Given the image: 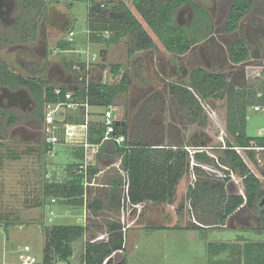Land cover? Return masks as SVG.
<instances>
[{
    "label": "rangeland",
    "instance_id": "rangeland-1",
    "mask_svg": "<svg viewBox=\"0 0 264 264\" xmlns=\"http://www.w3.org/2000/svg\"><path fill=\"white\" fill-rule=\"evenodd\" d=\"M24 1L25 2H23L22 5L24 9H28V0ZM45 1L52 6L50 10L52 17H49V12L45 13L44 20L39 24V35L37 42L34 45L26 43L22 44L20 35L24 36L25 33L29 32L24 28V24L28 26L27 22L33 21V26L34 23H36L34 21L38 19V14L40 13L37 9H25V12L19 16L21 14V8L19 7L21 0H19L17 1V3H19L17 11L13 15V17L19 19L18 23L15 24L14 22H10L9 25L1 23L0 66L1 64L3 66L8 65L9 68L17 73L29 76V72L24 69L22 63H26L27 60H32V55H35L37 62H40L41 65H45V63L48 62L47 71H43L41 74L37 75V77L47 80L50 84H55V86H57L56 82L61 81L58 80L60 73H64L65 76L68 74L70 77V72L67 71L65 63L63 62V56L67 55V53L62 52L61 54H53L49 57L48 48L52 47L56 49V46L64 37L60 36L61 32L59 29L64 25V22L68 20L70 21V29L75 33L76 41L71 47L74 46L77 48V45L80 44V49H78L79 53L76 55V61L87 63L94 54H99L101 49H103L108 52V61H106V63L109 66L120 64L123 65L125 69L133 71L134 62L136 63L139 59L138 57H141V59H144L142 62L145 63L147 67L150 65L152 66L150 72L146 73V76H150L151 83H158L157 79H160V77L155 76L154 72L156 71V68L154 67L157 64L158 59H165V57H168L165 53L147 50L144 52L135 51L132 55H129V50L134 47L132 40L130 39L121 40L110 46H107V44L90 43L88 41L87 33L89 29L88 15L91 0ZM131 1L132 0H126L125 3L127 6H131ZM212 5L213 4L210 6L211 9L213 7ZM227 7L226 0H219L214 9L213 16L211 15L212 20L210 21L209 19V21L215 26V28L213 27L215 37L221 38L223 42H231L236 39H234L232 35H227L224 32L223 18L227 13ZM110 8L112 9L111 6ZM204 15L205 14L202 11L197 10V17L201 21H203ZM47 18H50L51 20H46ZM199 23V21H196L190 28V31L193 33L200 31V34L202 35L206 31L204 26H199ZM21 27H23L22 31H20ZM18 31H20V35ZM27 35H29V33H27ZM52 39L55 40L52 41ZM38 50H42V56L38 54ZM225 68L226 70H224V72L228 76L231 84L244 83L248 78L243 71L236 69L232 65H229L228 67L225 66ZM158 74L160 73L158 72ZM121 76L122 74L120 73V76L118 77L121 78ZM167 77L168 75L166 73L164 78ZM65 78L67 79L66 82H68L69 79L67 76ZM116 82L118 81L115 80L113 83ZM137 87L138 81L134 80L130 89V94H123L115 99L112 109L118 117L122 114V117L120 116L121 119L124 116L125 110L131 111L132 115H135L138 110L134 109L135 100H138L137 97L139 95V92L137 93L136 90ZM18 91L24 92L25 100L30 101L29 104H32L33 107L28 109L19 106L10 107L9 110L6 109V112L8 113L7 115L1 114L0 112V214L4 215V217L6 216L5 219L0 221V264H22V261L20 260L21 255L33 256L36 258L37 263L42 261L46 243V237L42 232L41 227L43 223L32 225L28 223L29 219H26V221L24 220V222L18 221H20L21 218L23 219V214L28 210V201H30V197H32V195H34V197L41 195L44 182H64L70 177V172L67 167L68 164L75 162L73 152L74 150L76 151L79 149V146L60 144L55 146V151L57 153L56 156H52L50 153L46 156L41 141V116L38 114V106H35L33 94L26 88H18L14 92ZM211 100L213 101V104L210 102ZM146 101L148 105L146 107L148 108L146 109L147 111L145 110L147 113L145 124L150 125L151 122L149 117L150 114L153 113L152 115L153 117H156L155 121L160 127L158 129H154V126H148L146 129L141 128V132H144L145 138L142 136L139 137V135L135 136L132 143L155 146L174 145V147H182L181 145L184 141H180V132L177 131V129H173V126H170L172 123H177V119H180L179 121H181L180 117L182 112L179 114L178 110L172 108L176 103L172 101L170 95L168 98L166 94L159 95L156 93L151 95ZM210 101L211 109H216L218 117H216V120L209 118L211 122L208 119L206 128L209 127L210 130L207 135L209 137L214 136L213 134H216L217 129L222 130L225 128V138L223 142L220 143L222 146L221 149H224L223 147L226 144V140L231 137L227 132V106L214 98H211ZM176 105L178 106V104ZM106 110V107H90L91 119L93 122H96L97 120L102 122L101 118H103ZM10 114L16 116V122L12 125H8L5 122L6 117H9L8 115ZM142 118L143 117L141 116V119ZM163 121L167 122L168 127L162 124ZM161 124L168 128L170 134V137L165 141L157 138L159 137L157 135L164 133L165 127H162ZM189 127L190 124H187V121H184V123L181 124L180 130L185 135ZM260 129H264V110L255 112L253 108L250 107L247 112L246 133L252 138H258V131ZM191 144L188 143L187 147L190 148L189 145ZM207 145L212 149L214 142L211 140ZM219 151L220 150H212L213 154L217 157L222 155V152ZM189 157L192 158V156ZM216 159H211V161L208 162L210 167L214 166V169L224 174L226 172L225 169L227 168L221 161L219 162L217 160L216 162ZM253 169L256 170L257 173L259 172L258 170H260L257 165H255ZM195 171L197 174H200L199 178L201 180L207 179L210 182L220 184L213 172L205 171L202 168L197 169L196 167ZM49 176L51 177L49 178ZM258 176L262 179L259 173ZM185 185L186 181L183 183L184 188L180 189L179 193L176 191L175 198L171 204H168V206L156 205L153 203V206H150L151 217L147 214L145 215L144 212L138 214L137 210L135 212L133 211V214H138V219L135 222L136 225L134 227L132 226L133 228L137 227V230L132 234L129 233L128 249L125 253L126 264H259V259L264 261V256H258L257 253H253L252 251L245 252V245L246 243H249L250 240L264 241V232L262 234L256 231L261 223H258L253 227H244L231 222L229 226H226L225 224H218V222L215 221L216 219L212 216H203L198 210H195L194 213L187 212L185 203ZM91 186L93 185L87 186V202L96 198V196H93L95 192L97 197L101 194L99 193L101 191H95V189L90 191L89 188ZM51 199H53V197H48V200ZM56 200L58 202L59 199L56 198ZM4 203H6L5 207ZM53 208L55 210L53 211L54 214L50 216L53 222L50 223L47 221L49 222L46 224L47 227L78 223L77 219H74L73 214L69 216L67 215L70 207L65 201H60L58 205H53ZM77 210L80 213L82 212L80 208H77ZM126 212V210L123 212L126 216V222H128L127 220L131 221L133 218L129 217ZM92 216L93 213L90 212L88 223L93 220V222H91L92 225L94 224L98 226V224H100L99 229L105 230L104 232L107 233V222L103 219L105 214H99L98 218H92ZM122 216L123 215H120V217ZM164 216L168 217L167 221H165ZM159 217L167 226H172V228H152L161 224V221L158 219ZM6 219H9V221H5ZM16 219H18V221H16ZM199 226L206 228V230L203 231L193 228ZM182 228L195 231V236L186 233L185 229ZM243 236L246 238H243ZM89 238L93 237L90 236ZM107 238L108 237L105 234L100 233L97 234V238L94 240L96 242H105L107 241ZM76 242L75 253L79 254L82 251V244L80 243H83V240L81 238ZM11 243H13L14 249H12ZM210 243L217 244L218 247H220L222 243H238V246H231L234 247L236 253L232 249H227L223 255L215 257L214 252L209 251L208 245ZM25 246L31 248L30 253L23 252ZM257 250H259V248H257ZM240 252L241 255H239ZM235 254H238L239 259ZM214 257L215 260L213 259ZM110 259H113L115 263L120 260L117 253L112 255Z\"/></svg>",
    "mask_w": 264,
    "mask_h": 264
},
{
    "label": "trees",
    "instance_id": "trees-1",
    "mask_svg": "<svg viewBox=\"0 0 264 264\" xmlns=\"http://www.w3.org/2000/svg\"><path fill=\"white\" fill-rule=\"evenodd\" d=\"M89 7V42L96 44H107L110 46L124 39L132 40L133 49L129 50V55L135 51H162L169 53H184L196 39L203 38V35L193 33L192 39L187 32L178 27L175 21V13L185 3L190 0H133L131 6L126 4H115L112 0H91ZM102 5L104 7H102ZM112 7V9L110 8ZM252 6L251 0H237L232 8L227 31L232 32L238 28L240 19L248 12ZM44 7H41L38 19L34 22L28 21L24 24L29 32L24 38L29 39V44L34 45L38 39L39 23L43 16ZM204 15L203 21L198 17L199 22L208 23L209 15L203 9H199ZM29 27V28H28ZM108 31L111 33L110 39L106 40L101 33ZM27 41V40H26ZM25 42V41H24ZM71 43L67 40L60 41L56 49L62 52L70 51ZM248 57V51L244 43H237L231 51L233 62L239 63ZM67 71L74 65H82V62H65ZM29 72V76H24L9 68L7 65L0 66V85H5L11 89L19 87L26 88L33 94L38 103V114L43 118L45 106L50 102H58L64 98L66 89H62L61 95H56L55 85L47 80L40 79L37 75L47 71L48 63L41 65L36 61H27L23 65ZM101 71L109 68L114 77L118 76L125 68L123 65L99 64ZM192 85L196 88L199 85L205 98H214L227 106V132L231 136L226 140L227 149L222 150L221 162L228 166L233 172H237L244 178L245 197L227 196L222 184L210 182L207 179H200L196 185L189 189L185 200L190 201L194 210L200 211L203 216H212L218 224L224 225L227 218L232 215L244 203L250 210L257 212L261 217L262 227L256 229L257 232H264V171L261 173L262 179L257 177L244 163L243 159L232 149V147L248 148L264 147V138H252L246 133V119L248 109L255 104L264 105L263 99H256L252 93L244 89H237L234 84L226 81L224 76H205L202 83L193 80ZM130 89V76L124 73L119 83L115 84H91L88 92L85 90L76 91V98L89 96L91 106L106 107L112 106L116 98L126 94ZM264 90V85L262 86ZM181 99V103L186 102V96L177 90L175 95ZM184 106V105H183ZM185 107V106H184ZM189 108V104H187ZM7 115L8 113H3ZM6 124L12 125L16 122L15 115H8ZM73 122L80 124L84 122V112L78 111ZM125 125L117 126V134H127V122ZM89 142L91 144H101L105 134V127L102 122L89 124ZM128 145L127 141L125 142ZM130 148L118 146L113 141H106L101 145L99 152V162H107L116 156L122 157V169L126 172L129 182V199L132 203L152 202L156 205H166L173 201L176 195L177 186L184 178L189 169V154L183 147L142 145L129 143ZM46 151L48 149L46 148ZM251 160L255 162L253 152H248ZM200 161L210 162L206 154H197ZM75 166L69 167V172L75 170ZM71 170V171H70ZM91 175L99 171V167L90 169ZM46 197L58 198V201H66L68 204L76 206L85 205V186L83 175H71L64 182L46 181ZM98 203H89L88 208H97ZM205 231L206 228L193 227ZM109 238L105 242H87L81 264H104V262L122 251L123 258L115 263L109 259L107 264H126L125 258V236L122 226L119 223H112L108 226ZM87 227L82 225H59L45 229L46 243L42 261L37 264H72L74 257L73 243L84 237ZM237 245V244H236ZM209 251H213L215 257L225 253L227 249L234 247L229 243H210ZM238 246V245H237ZM246 251L264 256V242H249L245 245ZM236 248V247H235ZM259 248V250H257ZM212 249V250H211ZM242 252V251H241ZM241 252L239 255H241ZM236 253V252H235ZM238 256V254H235ZM215 257L213 258L215 260ZM223 258V257H222ZM219 259V258H218ZM217 259V260H218ZM224 259V258H223ZM222 259V260H223ZM239 259V258H238ZM220 261V260H219ZM260 263L264 261L259 259ZM227 262V261H226ZM258 262V261H257ZM259 263V264H260Z\"/></svg>",
    "mask_w": 264,
    "mask_h": 264
},
{
    "label": "flooded vegetation",
    "instance_id": "flooded-vegetation-1",
    "mask_svg": "<svg viewBox=\"0 0 264 264\" xmlns=\"http://www.w3.org/2000/svg\"><path fill=\"white\" fill-rule=\"evenodd\" d=\"M17 1L19 0H0V25L1 23L5 25H9L10 22H14L15 24L18 23L19 19L17 17H13V15L17 11V6L19 5ZM112 1L115 4H118V3L126 4L125 3L126 0H112ZM164 1H167V0H160V2H164ZM216 1L218 2L219 0H190L189 3L183 4L181 7H179V9L175 13V21H176L177 26L185 30V32H187L189 37H191L192 39H195V37H193V32L190 31V28L196 21H198L197 20V10L203 9L204 11H206L211 21L214 9L216 8V5H217ZM236 1L237 0H226L228 7H227V13L225 14V17L223 18L225 34L232 35L234 39L236 38L235 40L231 42H226V41L223 42L221 38L215 37L214 32H213V27L215 28V26L213 25L212 22H210L209 20H208V23L200 22L199 26L200 25L204 26L206 32L203 35V38L196 39L195 42L191 45V47L186 52L169 53L165 50L159 51L161 53H165L168 57H165V59H162V58L158 59L157 64L154 67L156 68V71L154 72L155 76L160 77V79H157L158 83L156 84L151 83L150 78H149L150 76H146V73L150 72L152 66L150 65L147 67V65L142 62V60L144 59H141V57H138L139 59L136 61V63L134 62L133 69H132L133 71L131 70L129 71V69H125L124 71L120 72L122 76L124 73L128 72L130 76V89L132 87L133 81L134 80L138 81V87L136 90H137V93L139 92V95L137 97L138 100L136 99L134 103L135 104L134 109H138V110L136 111L135 115H132V112L128 110H125V113H124L126 117V121L128 122V130L130 132L135 130V128H133L132 125H133L134 119H137V118H138L137 126H136L137 129L135 130L137 132L140 131V133H142L141 132L142 129L143 128L146 129V127L148 126H151V127L154 126L153 127L154 129H158L160 127L157 125V122L155 121L156 117H153L152 115L153 113H151L149 117V120L151 122L150 125L145 124L147 120L146 119L147 118L146 109L148 108L146 107L148 106L146 100H148L153 94H156V93H158L159 95L166 94L168 98L170 95V97L172 98V101L178 104V106L175 104L174 106H172V108H175L176 110H178L179 114L180 112H182L181 117L179 115V117L181 118V121H179L180 119L179 120L177 119L176 121L177 123H172L170 126L171 127L173 126L172 127L173 129H177V131L180 132L179 133V136L181 137L180 141L181 140L184 141V143H182L181 146L187 151L189 156H192V158L189 157V169L186 175L184 176V178L181 180V182L177 186V193H179L180 189L184 188L183 183L186 181L185 194L187 195L189 189L194 187L196 183L200 180L199 178L200 174H197L195 171V167H196L197 169L202 168L205 171L213 172L215 174V177L217 178V181H219L220 184L224 186L228 197L230 196L245 197V187H244L245 177L241 176L237 172H233L226 165L224 166L227 169H225L226 172L223 174L222 172L214 169V166L210 167L208 162L200 161L198 158H196L197 154H206L210 160L217 158L215 161L217 162L218 160L220 162L221 156L219 157L215 156L212 150H220L219 152H222V150L225 149V148L221 149L222 146L220 145V143L223 142L225 138L224 131H226V129L225 128H223L222 130L217 129L216 134H213L214 136L209 137L207 135L210 130L209 127L206 128L208 119L210 118L212 120H216V117H218V112L216 111V109H211V105L209 103L211 98H205L203 96L202 91L200 90V88L203 85H199L196 88L192 85V82L194 79L202 83L205 76H210V75L224 76L226 78V81L230 83L229 78L224 72V70H226L225 66L228 67L229 65H232L236 69H240L241 71H243L245 75L248 76V78L245 80L244 83H236V84L233 83L237 89L246 90L248 81L250 79H253V77H255L257 73H261V74L264 73V0H251L252 6L248 10V12L245 13V15L240 19L238 23V28L235 31L228 32L226 29L227 24L229 23L232 8ZM23 2L25 1L21 0V3L19 5V7L21 8V14L19 16H21L25 12V9L26 10L37 9L40 12L41 7H44L45 5L43 16L41 18L40 23L44 20L45 13L49 12V17H52V14L50 12L52 6L48 4L47 1L28 0V4H29L28 9L27 8L24 9L22 5ZM132 2L133 0L131 1V4ZM211 4H213L212 9L210 7ZM61 14L63 15L62 12ZM49 19L47 18L46 20H49ZM22 30H23V27H21L20 31ZM59 30L61 32L60 36H64L62 40L63 41L66 40V34L69 30H71L70 21L67 20L66 22H64V25L60 27ZM20 31H18L19 35H20ZM199 34H200V31H198V35ZM29 39L31 40L29 36H27V38H24L23 35H20V40L22 41V44L23 43L29 44L30 43ZM53 40L55 39H52V41ZM239 42L244 43L248 51V57L247 59L239 63H236V62H233L231 58V51H232V48ZM48 50H49V57H51V55L54 54V48L49 47ZM141 52H144V51H141ZM38 54L42 56V50H38ZM32 57H33L32 61L34 60L37 62L36 56L32 55ZM27 61H31V60H27ZM23 65L24 63H22V66ZM158 72L160 74H158ZM166 73L168 77L164 78V75H166ZM122 76L120 79H122ZM263 85L259 87V89L262 91H264L262 89ZM19 88H22V87H19ZM17 89L18 88L13 90L5 85H0V91H1L0 112L1 114L7 113L6 111L9 110L10 107L19 106V107L27 108V109L33 107L32 104H27L23 91L14 92ZM130 89L126 94L128 95L130 94ZM177 90H181V92L186 96L187 103L186 102L181 103L180 97L177 94L175 95ZM248 93H252V95L255 96L253 92H248ZM210 102L212 103L213 101L211 100ZM34 103H35V106H38V103L35 99H34ZM187 104H189V108L187 107ZM179 110H182V111H179ZM140 115L145 119V121L143 122L144 124L139 122V117H141ZM6 120H7V117H6ZM184 121H187V124H190V127L185 135L182 134L180 130L181 124L184 123ZM165 123L167 122L163 121L162 124L165 125ZM162 124L161 126L165 127ZM165 133H166V127L164 129V133L162 134H165ZM211 140L212 142H214V146L212 149L210 147H206V148L197 147L198 145L208 144ZM188 143H192L197 146L191 147L189 145L190 148H188L187 147ZM184 144H187V145H184ZM168 146H174V145H168ZM260 176L262 177V175ZM145 203L134 204L131 202V204L128 205L127 203L123 201V204H124L123 209L127 211L126 214H128L129 217L133 218L131 221L127 220L128 227H132V226L134 227L136 225L135 222L138 219L137 215L139 213L140 214L142 212L146 213L148 207L145 205ZM185 203H186L187 212L194 213L195 210L193 208V205H191L190 201L186 200ZM165 206H168V204H166ZM242 206H245V207L235 214V212L239 209L238 208L233 213L235 214L233 217H231L233 215L232 214L227 218L225 225L227 226L228 221H231V222L237 223L238 225H241L244 227H253L256 224L261 223L260 227H262V220H261V217L257 214V212L247 208L246 203H244V205ZM136 210L138 211V214H133ZM125 217L126 216L124 214V219H126ZM164 219L165 221H167L168 217L164 216ZM199 227L202 228V226H199ZM260 227H257V228H260Z\"/></svg>",
    "mask_w": 264,
    "mask_h": 264
},
{
    "label": "built area",
    "instance_id": "built-area-1",
    "mask_svg": "<svg viewBox=\"0 0 264 264\" xmlns=\"http://www.w3.org/2000/svg\"><path fill=\"white\" fill-rule=\"evenodd\" d=\"M102 7H104L102 5ZM101 36L108 40L110 39L111 33L105 31L101 33ZM66 40L73 44L75 42V33L73 30H69L66 34ZM60 51L58 49H54V54H58ZM103 57L101 55V51L99 54H94L90 61L87 63H82L81 65H74L71 71L74 74L75 81L72 84V88L66 87V93L64 98L58 102H50L45 106V112L43 118H41L42 125V135L43 142L45 147L48 149L47 153L52 156L56 155L55 146L60 144L65 145H81L84 147V161L80 164L75 170L74 174L83 175L84 177V186H85V202L87 199V186L92 185V175L90 169L96 164V157L99 153V149L101 145L106 141H113L118 146L123 148H130V145H126L127 141L126 136L117 134V122L121 121L119 117L114 113L112 106H109L103 116L102 124L105 127V134L102 139L101 144H91L89 142V124L93 123L91 119L90 112V101L89 96L87 95L85 98H76L75 92L85 90L88 92L89 86L93 83L95 84H115V80L119 83L120 78L118 76L114 77L110 72V69L107 68L103 71L98 67L99 64L103 63ZM116 78V79H115ZM115 79V80H114ZM252 82V83H251ZM264 84V73H257L252 80L248 81L246 91L253 92L255 94V98L260 100L264 98V91L260 90L259 87ZM63 87H56V95H61ZM255 112H259L264 110V105L255 104L252 106ZM78 111L84 112V122L77 124L73 122L71 119L75 117ZM67 121L64 123V121ZM258 135L260 138H264V129H260L258 131ZM225 149H227V144L224 145ZM234 150L244 161V163L250 168V170L256 174L264 171V147H248L242 148L239 146L230 148ZM253 152L255 156V162L251 160L248 152ZM117 165H120L122 168V159L119 161ZM257 165L260 170L257 173L253 167ZM126 173V172H125ZM127 175V174H126ZM51 176H49L50 178ZM56 199H52L53 203H56ZM124 202L128 205L131 204L129 199V182L127 176V183L124 186ZM54 213L51 211L50 215L52 216ZM125 214V213H124ZM52 221L50 217L49 222ZM24 253H30L31 248L29 246H25L23 249ZM110 257L104 262V264L108 263ZM20 260L22 264H36L37 260L35 257L30 255H21Z\"/></svg>",
    "mask_w": 264,
    "mask_h": 264
},
{
    "label": "crops",
    "instance_id": "crops-1",
    "mask_svg": "<svg viewBox=\"0 0 264 264\" xmlns=\"http://www.w3.org/2000/svg\"><path fill=\"white\" fill-rule=\"evenodd\" d=\"M87 36H88V40H89L88 33H87ZM75 42L73 43V45L75 44ZM79 47H80V44L77 45V48L72 46L71 47L72 50L66 51L65 53H67V55L63 56V61L68 62V63L72 62V61L75 62L76 58H77L76 55H78V53H79V50H78V49H80ZM102 50L103 49H101V51ZM106 53L108 56L107 51H106ZM107 61H108V58H107ZM69 72H70V77L68 76V74L66 75L67 78L69 79L68 82H66L67 79L65 78L66 76L64 75V73L59 74L58 80H61V81L56 82L57 87H63L65 89H66V87L72 88V84H74L75 77H74V74L71 70ZM62 79H66V80H62ZM55 80H57V79H55ZM120 116L122 117V114L119 115V119H121ZM101 119L103 120V118H101ZM121 121H126L125 115L123 116ZM137 121H138V118L134 119L133 125H132V127L135 128V130L137 129L136 128ZM144 121H145L144 118L141 119V117H139L140 123L144 124L143 123ZM93 123H100V122L97 120L96 122L94 121ZM127 125H128V122H127ZM165 125L167 126V123H165ZM41 127H42V125H41ZM166 129H167L166 133L161 134V135H157V136H159L157 138L163 139L164 141L167 140L170 137V134H169L168 128H166ZM135 130L130 132L127 128V134L125 136H126L128 144L132 143V140L134 139L135 136H138V135H139V137L145 136L144 132L140 133V131L137 132ZM181 133L183 134L182 131H181ZM41 141H42L43 150L46 152V156H48L47 155L48 153L46 151V147H45L44 142H43L42 128H41ZM74 146H79L78 147L79 149L76 151L74 150L73 157L75 158V162L72 164H68L67 169H69L70 166H75L77 168L84 161V154H85L84 147L81 145H74ZM154 147H162V146H154ZM0 148H1V144H0ZM99 152H100V149H99ZM56 155H57V153H56ZM121 159H122L121 156H116L107 162H99V153H98V155L96 157V164L93 167H99V171L96 172L94 175H92L93 180H91V181H93L92 182L93 186H91L89 188V190L91 191L92 189H95V191H101V192H99L101 194H99V196L97 197V195H95L96 194V192H95L93 196H96V198H94V199H92V201H88V202L86 199L84 206H76L73 204H68V202L65 201V203H67L70 207V209H69L70 212L68 211L67 215L69 216V215L73 214L74 219L75 220L77 219V222H78L76 224H72V225L70 224L69 226L82 225L84 227H87L86 234L84 235V237H82L83 243H80V244H82L81 245L82 251L79 254L75 253V244L77 243L76 242L77 240L73 243L74 257L72 259V264H81L82 257H83L84 252H85L86 243L87 242H93V243L96 242L94 239L97 238V234H100V233L105 234L109 238L108 226L112 223L121 224L122 231H123L124 236H125V253L127 252L129 233L132 234L135 230H137V227L136 228L128 227L127 222H125L126 219H124V213H123V211H124V209H123L124 186L127 183V175L123 171V169L120 167V165H117ZM73 174H74V170H72L69 173L70 176ZM60 201H58V202L56 201V203H53L52 199L48 200V197H46V195H45V182H44V184L42 186L41 195H38L36 197H34V195H32V197H30V201H28V203H29L28 210H26L25 213L23 214V219L21 218L20 221H18V219H16V221L24 222V220L26 221V219H29L28 223H30L32 225H34V224L39 225V223H43L44 226L42 225L41 227H42V232L45 233V229L49 228L46 226V224L49 223L47 221H49V219H50V216H51L50 213H51V211L52 212L55 211L53 208V205H58L60 203ZM93 202L98 203L97 208L96 209L94 207L88 208L89 203H93ZM1 205H2V203H1ZM5 205H6V203H4V207H5ZM145 205L147 207L148 206L149 207L147 208V211L144 214L145 215L147 214L151 217L150 206L151 205L153 206V203L147 202V203H145ZM77 208H80L82 210V212L80 213L77 210ZM157 208H159V207H157ZM90 212L93 213L92 218H94V217L98 218L99 214L101 215V213L105 214L103 219H105L106 220L105 222H107V230H106L107 233L104 232L105 230L99 229L100 224H98V226H96L94 224L92 225L91 222H93V220H91L90 223H88V218H89ZM120 215H123V216L120 217ZM5 217H4V215L0 214V221H2V219H5ZM47 218H48V220H47ZM158 219L161 221V224H159L157 227H152V228H156V229H158V228L166 229L168 227L172 228V226H167L165 224V222L162 221V219L160 217ZM5 221L8 222L9 219H6ZM52 222H53V220L50 223H52ZM0 226H1V224H0ZM173 227H176V226H173ZM182 229H185V228H182ZM185 232L195 236V231H193V230L185 229ZM262 234H263V232H262ZM90 236L93 238H89ZM98 237H100V236H98ZM108 238H107V240H108ZM243 238H246V237L243 236ZM79 239H81V238H79ZM250 242H264V241L250 240ZM238 243H239V241H238ZM238 243H229V244L236 245ZM117 254H118V258L121 260L123 258L122 257L123 256L122 251H119ZM237 258H238V256H237Z\"/></svg>",
    "mask_w": 264,
    "mask_h": 264
},
{
    "label": "water",
    "instance_id": "water-1",
    "mask_svg": "<svg viewBox=\"0 0 264 264\" xmlns=\"http://www.w3.org/2000/svg\"><path fill=\"white\" fill-rule=\"evenodd\" d=\"M101 55H102V57H103V63H106V61H107V53H106V51L105 50H102L101 51ZM30 103V101H27V104H29ZM67 121L65 120L64 121V123H66ZM121 125H125V122L124 121H118L117 122V126H121ZM191 144V143H190ZM191 147H194V146H197V145H194V144H191L190 145ZM197 147H202V148H206V147H208V145L207 144H202V145H198ZM245 206H242V207H240L236 212H235V214L237 213V212H239L241 209H243ZM235 214H233L231 217H233ZM230 217V218H231ZM231 221H228V224H227V226H229V223H230ZM11 247H12V249H14V245H13V243H11Z\"/></svg>",
    "mask_w": 264,
    "mask_h": 264
}]
</instances>
